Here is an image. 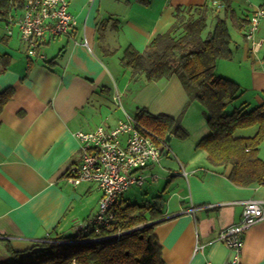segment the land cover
<instances>
[{
    "label": "crops",
    "instance_id": "0c3cea01",
    "mask_svg": "<svg viewBox=\"0 0 264 264\" xmlns=\"http://www.w3.org/2000/svg\"><path fill=\"white\" fill-rule=\"evenodd\" d=\"M67 1L76 25L68 35L44 37L43 60L27 55L18 29L11 26L8 35L0 16V92L13 89L0 113V264L10 260L6 245L24 251L46 237L76 236L97 210L100 192L94 183L66 181L68 168L78 164L74 133L111 128L126 116L133 118L137 107L171 117L192 138L187 147L167 145L159 163L142 172L152 200L145 204L161 214L153 232L164 264H227L231 254L218 235L239 222L244 201L264 200V186H235L230 165L211 166L206 153L196 149L209 129L203 108L178 77L140 86L120 63L126 48L141 53L165 33L175 8L213 4L221 11L222 0ZM223 2L232 16V58L219 61L215 73L251 93L233 109L264 107V21L255 35L256 52L244 37L264 0ZM12 13L20 15L21 8L13 7ZM256 131L251 127L236 136L252 137ZM263 146L264 140L258 149L264 162ZM153 175L163 178L158 187ZM241 261L264 264V219L245 232Z\"/></svg>",
    "mask_w": 264,
    "mask_h": 264
},
{
    "label": "trees",
    "instance_id": "16d2710c",
    "mask_svg": "<svg viewBox=\"0 0 264 264\" xmlns=\"http://www.w3.org/2000/svg\"><path fill=\"white\" fill-rule=\"evenodd\" d=\"M23 2L0 0L1 20H7L11 8H21ZM219 3L222 8L219 13L213 4L175 8L172 26L157 35L141 53L126 48L120 63L130 70L133 83L141 82L140 86L178 77L189 98L206 115L209 134L196 149L206 153L211 166L230 165L229 180L235 186H264V162L258 157L264 140V107L224 112L241 88L215 73L219 61L231 60L233 45L228 28V18L232 17L229 5L223 0ZM209 12L215 14L213 26L204 36ZM12 95V88L0 92V113ZM133 120L156 137V144L166 143L167 137L178 140L188 137L176 120L164 114L152 115L145 108L137 107ZM251 127H257L252 137L236 136L237 131ZM113 213L115 222L108 228L91 225L86 232L78 230L72 238L46 237L24 251H14L6 245L10 260L1 264H164L161 243L153 232L155 224L148 225L161 215L155 205L118 201ZM117 231L122 234L112 237ZM107 237L110 238L86 241Z\"/></svg>",
    "mask_w": 264,
    "mask_h": 264
},
{
    "label": "built area",
    "instance_id": "2783aa9c",
    "mask_svg": "<svg viewBox=\"0 0 264 264\" xmlns=\"http://www.w3.org/2000/svg\"><path fill=\"white\" fill-rule=\"evenodd\" d=\"M262 21L264 3L253 12L244 30V37L251 43L253 52L260 46V41H255V35ZM4 22L8 35L11 34V26L17 27L21 40L28 45L27 55L38 60L44 59V37L68 35L76 25L75 18L68 12L67 0H24L20 16L9 15ZM74 136L79 145L78 164L68 168L66 181L72 186L82 182L94 183L100 192L95 214L84 221L78 230L86 232L91 225L108 228L115 222L113 210L121 195L131 186L144 183L143 170L159 163L167 145L160 141L156 144V137L138 127L133 118L128 116L111 128L77 131ZM151 179L155 181L156 176H151ZM263 219L264 200L243 202L239 222L218 235V240L231 254L227 264H243L241 252L244 234ZM121 234L117 231L112 237ZM204 264L212 263L206 261Z\"/></svg>",
    "mask_w": 264,
    "mask_h": 264
},
{
    "label": "rangeland",
    "instance_id": "374dc122",
    "mask_svg": "<svg viewBox=\"0 0 264 264\" xmlns=\"http://www.w3.org/2000/svg\"><path fill=\"white\" fill-rule=\"evenodd\" d=\"M216 10H217L218 13L220 12V10L219 11H218V9H216ZM18 15L19 14H15V13L11 14L12 17H19L20 15L19 16ZM214 15L215 14L212 13V12L208 13L207 29H206V31L203 34L204 36H205V34L207 32L211 31V29H212ZM228 26H229V29L231 31L232 30L231 21H228ZM16 28L17 27H15L14 29H16ZM250 95H251V93L245 92L243 89H241L240 93L236 96V98L233 99L232 101H230L226 105L224 112L227 113V114L231 113L234 110L233 108L239 107L241 105V101H243L244 99L249 98ZM117 104L118 103H116V105ZM126 109H127V106H126ZM127 112H128V114H132V110L129 109V108H128ZM204 116L206 118L205 113H204ZM188 139L189 138L187 137V139H185V140H178L177 138L173 137L172 140H170V137H169L170 141H167L166 145H171V146L180 145L181 147H185V146L187 147L189 145V141H191L192 138H190L189 140ZM182 143H184L185 146H183L184 144H182ZM262 150H263V154H264V148H262ZM164 156H165V154H164ZM161 159H162V157H161ZM163 159H165V158H163ZM156 177L158 179H156L157 182H155L156 183L155 186L158 187L159 184L163 181V178L161 177V175H159V176L156 175ZM147 185H148V183H146L144 181L143 185H141V186H131L127 191H125L121 195V198H123V204H138V205H142V204H145L146 202H151L152 200H151V197H150L151 196L150 193H146V190L148 189Z\"/></svg>",
    "mask_w": 264,
    "mask_h": 264
},
{
    "label": "water",
    "instance_id": "95a60500",
    "mask_svg": "<svg viewBox=\"0 0 264 264\" xmlns=\"http://www.w3.org/2000/svg\"><path fill=\"white\" fill-rule=\"evenodd\" d=\"M169 141V137L166 138V142ZM155 222H152V223H149L148 225H152L154 224Z\"/></svg>",
    "mask_w": 264,
    "mask_h": 264
}]
</instances>
